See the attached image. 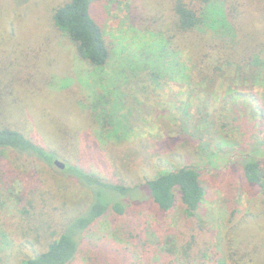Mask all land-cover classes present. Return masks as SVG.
<instances>
[{"label":"rangeland","instance_id":"374dc122","mask_svg":"<svg viewBox=\"0 0 264 264\" xmlns=\"http://www.w3.org/2000/svg\"><path fill=\"white\" fill-rule=\"evenodd\" d=\"M70 1L0 0V129L18 130L60 153L62 163L127 187L194 165L206 192L196 218L180 203L163 214L144 192L128 214L109 213L94 224L74 264H185L157 250L167 239L186 244L192 236L197 258L189 264H239L250 250L259 255L248 264H264V195L245 188L240 168L231 167L249 151L264 153V66L233 64L205 81L187 51L171 55L146 32L144 18L163 0H104L98 15L111 55L93 67L55 26V11ZM10 159L0 152V169ZM17 169V194L25 186L49 188L45 201L61 207L57 215L88 206L91 196L84 192L77 203L82 189L67 180L58 186L56 171ZM5 204L0 200V229L12 231L22 206Z\"/></svg>","mask_w":264,"mask_h":264},{"label":"trees","instance_id":"16d2710c","mask_svg":"<svg viewBox=\"0 0 264 264\" xmlns=\"http://www.w3.org/2000/svg\"><path fill=\"white\" fill-rule=\"evenodd\" d=\"M102 1L71 0L57 8L54 15L57 29L70 37L79 55L93 67H104L111 55L103 20L98 15L101 11L98 4ZM162 5L161 9L157 5L148 19L144 18L146 32L160 37L163 49L171 55L187 51L193 71L203 80H214L224 67L233 64L251 71L264 66V0H163ZM260 116L262 125L264 114L261 112ZM0 152L11 156L9 163L0 169V200L5 205L14 200L22 206L18 227L12 231L0 229V264H13L20 255L24 258L18 264H74L94 224L109 213L128 214L130 204L139 202L140 195L146 193L149 204L163 214L171 213L180 203L188 218L198 216L206 195L203 172L194 165L164 172L140 186L127 187L109 183L76 166L66 165L65 170H57L54 161L60 153L12 128L0 129ZM256 152L241 155L231 167L240 168L239 177L245 188H255L264 195V153ZM19 166L34 174L43 168L56 171L58 186L59 180L75 182L82 189L80 194L76 192L77 203L87 192L91 196L88 206L79 214L57 215L61 207H52L45 201L52 195L49 188L36 189L32 182L17 194L16 184L21 180ZM39 202L43 205L38 214ZM63 207L67 208V203ZM60 216L62 219L57 221ZM163 245L157 252H170L180 261L186 260L185 264L197 258L195 236L186 244L167 239ZM131 253L135 258L136 252ZM256 254L259 255L258 251H247L238 263L246 259L247 264L254 262ZM234 255L232 252L231 258ZM128 262L119 258L115 264Z\"/></svg>","mask_w":264,"mask_h":264},{"label":"water","instance_id":"95a60500","mask_svg":"<svg viewBox=\"0 0 264 264\" xmlns=\"http://www.w3.org/2000/svg\"><path fill=\"white\" fill-rule=\"evenodd\" d=\"M54 164L56 167H58L60 170H65L66 169V164L62 163L60 160H55Z\"/></svg>","mask_w":264,"mask_h":264}]
</instances>
